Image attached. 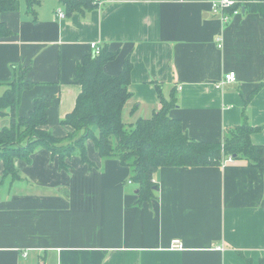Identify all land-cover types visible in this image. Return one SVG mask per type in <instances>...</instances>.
I'll list each match as a JSON object with an SVG mask.
<instances>
[{"label":"crops","instance_id":"1","mask_svg":"<svg viewBox=\"0 0 264 264\" xmlns=\"http://www.w3.org/2000/svg\"><path fill=\"white\" fill-rule=\"evenodd\" d=\"M93 1L65 19L58 0H43L36 17L24 1L1 15L13 35L0 38V97L20 68L36 84L23 93L19 116L29 115L35 99L53 97L47 129L67 136L61 121L81 93L76 67L98 43L117 52L107 74H120L127 58L133 65L127 125L151 119L161 98L175 97L169 115L191 138L220 142L248 118L252 143L264 149V17L242 14L225 24L209 0ZM229 73L236 80L219 86ZM87 148L93 168L76 156L61 170L43 149L30 164L16 161L15 180L3 179L0 164V264L264 262V171L245 160L164 167L154 176L155 197L139 204L130 170L102 159L92 141ZM175 240L184 250L170 249Z\"/></svg>","mask_w":264,"mask_h":264},{"label":"trees","instance_id":"2","mask_svg":"<svg viewBox=\"0 0 264 264\" xmlns=\"http://www.w3.org/2000/svg\"><path fill=\"white\" fill-rule=\"evenodd\" d=\"M21 1L26 3L27 13L33 17L43 2L0 0V17L19 11ZM58 1L66 16L98 5L93 0ZM237 1L234 8L241 7L242 14L264 17V0ZM12 35V30L0 18V38ZM116 57L117 52L104 47L99 56L89 54L77 64L75 82L80 85L81 93L73 112L61 121L62 126L71 130L62 138L47 129L53 97L35 99L29 115L19 116L23 93L36 85L26 78V70L20 68L14 79L5 84L9 89L0 97V121L7 117L11 121L9 127L0 129V164L3 165L4 180L8 177L17 179L16 161L30 164L38 149L48 151L61 170L68 171V160L76 156L93 168L95 164L88 156V141L93 142L102 159H117L122 167L130 170V182L138 187L139 204L155 197L158 187L154 176L164 167H220L224 157L231 156L264 171V149L252 143L251 136L256 128L248 118L242 125L227 130L220 142L197 141L189 136L179 119L170 117L169 112L177 103L173 97L170 101L161 98L163 109L151 119H140L127 125L123 112L131 96L129 84L133 65L127 58L120 74L109 75L104 66Z\"/></svg>","mask_w":264,"mask_h":264},{"label":"built area","instance_id":"3","mask_svg":"<svg viewBox=\"0 0 264 264\" xmlns=\"http://www.w3.org/2000/svg\"><path fill=\"white\" fill-rule=\"evenodd\" d=\"M209 3L211 6L212 14L215 17L219 18L225 24L229 23L235 17L242 15L241 7L234 8L238 4L237 0H209ZM57 15L60 19H65L67 17L65 11L63 10H59ZM220 42L221 40L218 41L219 43L218 46L219 48H222V44ZM91 49L95 56H99L101 54V47L99 46L98 43H92ZM235 80H236V74L229 73L228 75L225 76L223 82H221L219 86H224L225 84L234 82ZM233 162H234L233 157L231 156L224 157V159L222 160L221 167H226L227 165ZM170 249L182 251L184 250V246L179 240H175L174 242H172ZM218 250H222V248H218Z\"/></svg>","mask_w":264,"mask_h":264},{"label":"rangeland","instance_id":"4","mask_svg":"<svg viewBox=\"0 0 264 264\" xmlns=\"http://www.w3.org/2000/svg\"><path fill=\"white\" fill-rule=\"evenodd\" d=\"M48 2L46 3V5L44 4V6H43V9H45V6H48ZM22 6H23V8H24V2H22Z\"/></svg>","mask_w":264,"mask_h":264}]
</instances>
